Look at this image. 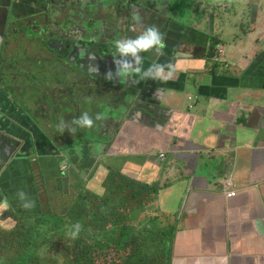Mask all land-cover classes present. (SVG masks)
<instances>
[{"label":"crops","instance_id":"obj_1","mask_svg":"<svg viewBox=\"0 0 264 264\" xmlns=\"http://www.w3.org/2000/svg\"><path fill=\"white\" fill-rule=\"evenodd\" d=\"M57 1L48 0L49 11ZM39 2L32 0L24 18L35 20L30 14ZM79 2L71 0L76 7ZM7 3L0 0L3 37L9 27L2 14ZM103 3V10L111 6L114 13L108 20L116 39L135 38L150 25L158 28L166 44L164 55L142 52L141 67L172 63L173 78L133 84L138 77L120 81L105 76L102 83L95 76L109 69L108 64L86 56L79 62H88L76 75H63V83L49 73H39L47 80L34 83L10 80L4 73L0 125L10 114L17 115L9 134L0 128L11 146L9 157L0 144V180L13 173L14 162L26 165L24 148L34 147L31 152L38 159L45 143L50 151L46 157H64L54 168L61 171L66 162L64 172L83 178L72 159L77 157V141L88 136L92 159L86 161L94 163L93 172L109 173L105 165L115 161L114 171L162 187L154 204L144 209L172 220L170 234L163 237V264H264V0L83 2ZM219 49L223 52L217 61ZM96 67L98 72L92 70ZM25 70L30 79L35 75ZM84 112L95 121L92 128L71 125L77 127L75 134L57 130L61 119L70 124ZM97 114L104 118L96 120ZM230 189H237L235 197L227 196ZM75 196L70 194V199ZM5 197L0 192V214L9 210Z\"/></svg>","mask_w":264,"mask_h":264},{"label":"rangeland","instance_id":"obj_2","mask_svg":"<svg viewBox=\"0 0 264 264\" xmlns=\"http://www.w3.org/2000/svg\"><path fill=\"white\" fill-rule=\"evenodd\" d=\"M26 1H29L31 5L33 4L32 0ZM88 1L84 0L83 2ZM83 2L80 0L79 6L76 7V4H71V0H58L56 9L49 11L48 0H40L36 6L37 8L32 10L30 14L35 16L34 21L30 18H23L26 9L20 13H13L12 17L8 19V23L5 24L9 26L7 37L0 35V81L4 79V73H8L10 80L19 79L21 82H30L29 74L25 69H31L35 72L49 73L51 78L61 79L60 82L63 83L65 78L63 75L66 74L67 78H70L72 74L76 75L77 69L88 62L87 60L79 62V59L86 52L104 53V56H100V59L95 57V60L89 61L108 64L109 69L99 72L95 79L104 83L105 76L107 77L109 71L115 73L112 53L115 51L113 41L116 40V29L110 25L108 20L114 14L112 8L108 6L103 10L104 5H107V3H103L98 7L96 4H83ZM27 13L29 14V12ZM92 37H96V39H92ZM86 58H89V55ZM103 88L107 90L110 87L103 85ZM86 101H88V98ZM112 102L113 100L110 103ZM9 107L15 108L16 105H9ZM16 115L10 114L0 125L3 134H9L11 129L16 126L14 123ZM24 125L28 127L32 124L29 122L24 123ZM31 134L34 136L32 132ZM35 134L43 138L39 131H35ZM87 139L88 136H85L82 141L76 143L77 157L72 159L75 165L76 159H92L90 156L91 150L87 146L88 143H86ZM0 144L4 148L2 150L8 153L10 157V143L1 134ZM29 144L30 141L27 142V145ZM61 144L56 142L57 147ZM43 147V149H39L41 156L38 159L34 158L31 152L35 151V148L29 147L23 152V156L27 160L26 165L20 164L18 167L16 165L21 161L14 162V175L10 172L5 179L6 181L0 180V192L6 194L5 199H8L7 206L9 208V210L0 214V264H70L72 260L63 252L65 249L64 244L44 245L43 240L47 238V227L40 221L43 216L42 213H38V210H43V213L65 214L69 209L68 199H70V194L87 196V190L92 191L101 199H107L104 201L105 209L120 205L122 226L134 227L136 231H140L145 226L150 225L152 227L147 237L144 235L135 237V241L140 243L134 248V251L138 252V255H135L134 258L135 263L140 261L139 259L143 253L144 246L142 242L145 241V247L159 243L160 233L154 226L160 228L164 227L165 224L162 217L156 215V210H151L153 214L145 210L154 204V200L146 202L144 204L145 209L143 208V194L146 191L141 193V199H139L138 191L135 188L131 189L128 185L124 189L117 188L115 182L105 185L104 182L110 173L95 172L91 177L90 172H87V169L90 170V168H82L77 172L84 175L83 178L87 176L90 181L86 183L84 192H81L80 183L84 184V181L80 182L81 177L77 173H62L59 169L54 168L53 166L62 163L64 157H46L50 151L46 148V143ZM29 157L31 158L29 159ZM49 158L54 161V164L48 161ZM62 166L66 169L67 163L64 162ZM94 183H97V185ZM20 190H23L30 199L35 201L33 209L26 210L21 207L20 201L16 197V193ZM35 193L36 199L32 196ZM127 199H136V201L129 202ZM139 204L142 208L133 210ZM27 214L41 216L39 218L23 217ZM147 215L148 217H146ZM152 218H158V222L155 223V220H151ZM167 223H172L168 216ZM103 225L109 226L110 222L98 223L96 233L101 231ZM50 232H52V229H50ZM118 237L116 235V239ZM72 240L70 238L66 242ZM27 241L30 242L28 245ZM36 241L41 242L39 246L35 245ZM22 243L26 245L23 253L24 261L18 259L14 263L17 256L16 251L20 249ZM105 243L107 244L106 241ZM84 248L90 251L92 258L106 264H130L133 261L129 258L130 247L118 249L116 245L110 243L103 247L95 242H89ZM151 254L152 251H148L144 256Z\"/></svg>","mask_w":264,"mask_h":264},{"label":"trees","instance_id":"obj_3","mask_svg":"<svg viewBox=\"0 0 264 264\" xmlns=\"http://www.w3.org/2000/svg\"><path fill=\"white\" fill-rule=\"evenodd\" d=\"M31 70V69H30ZM32 71V70H31ZM34 72V71H33ZM37 72V71H36ZM34 72V76L29 80L30 82L34 83L35 80H41V78H44V81L47 80V77H43L40 75V72ZM40 75V76H38ZM76 166L80 169L82 168H90L91 170L87 169L88 172H90V176L92 177L95 172L94 171V163L87 162L86 159L80 160L76 159L75 161ZM107 166L105 167L110 171L104 182L105 185H108L109 183L115 182L117 188L124 189L126 188V185L131 187V189L135 188L138 191V197L141 199V193L143 191H146L143 194V208L144 204L148 202L149 200H154L156 196L158 195L159 190L162 189L159 183H153L151 185L143 183L139 180H134L126 175H124L121 172L114 171L113 168H115V161L106 163ZM75 173V172H74ZM88 177L81 178L80 182L84 181V184L81 186V192H84L86 182L88 181ZM87 196H75V199H68V210L65 212V214H58V213H43L41 214L43 218L40 220L43 222V225L47 227V238L43 240L45 243V246H51L54 243L57 244H64L65 246V255L69 257L72 262L70 264H106L105 262H101L98 260H95L91 257V253L87 248H84V246L89 242H95L99 246H107V244H113L118 249H126L127 247H130L131 250H129V258L133 260L130 264H163L165 260V247L164 242L166 240L167 235L170 234V231L168 229L169 226H173L167 223V219L163 218L164 227H156L158 229V232L160 233V241L157 244H152L149 247H145L144 243L142 242L144 249L143 253L140 257V261L135 263V255H138L137 251H134V248H136L140 243L135 241V237L137 235H144L145 237L148 236L150 233L152 227L145 226L142 227L140 231H136L134 227L129 226H122L121 225V218H122V211L121 207L115 205L113 207H110L109 209H105V202L107 199H101L98 197V195H95L92 191H86ZM133 194V193H132ZM124 200V199H123ZM129 202L136 201V199H127ZM126 201V200H125ZM127 202V201H126ZM142 208V206L139 204L136 207L133 208L139 209ZM39 215V216H41ZM38 217L37 214H27L23 215V217ZM151 220H155V223L158 222V218H152ZM150 220V221H151ZM52 221V222H51ZM79 222L82 224V230L79 234V237L77 239H73L71 242H66L70 237L67 235V232L69 228ZM102 222H110V225H103L101 228V231L96 233V227L97 224ZM154 223V224H155ZM50 229H52V232H50ZM116 235H118V239H116ZM163 238V239H162ZM170 238V237H169ZM107 242V244L105 243ZM66 242V243H65ZM30 242L27 241V245ZM41 242L36 241L35 245L39 246ZM26 245L20 244V249L16 251L17 256L14 260V263L19 259L24 261V249ZM62 250V249H61ZM148 251H152V254L149 256H144L145 253ZM3 264V263H2ZM117 264V263H116ZM126 264V263H123Z\"/></svg>","mask_w":264,"mask_h":264},{"label":"clouds","instance_id":"obj_4","mask_svg":"<svg viewBox=\"0 0 264 264\" xmlns=\"http://www.w3.org/2000/svg\"><path fill=\"white\" fill-rule=\"evenodd\" d=\"M136 19L139 21L141 17L136 16ZM96 39V37H92ZM115 51L112 53L114 57V63L116 65V71L113 73L109 71L107 73L108 80H114L117 77L121 80L128 79L129 77H138V79L132 80L133 84H138L140 81H145L149 79L159 80L167 82L173 78V75L176 71L175 65L172 63L160 64L154 63L150 65L146 70L142 69L141 65L143 64V57L141 56L142 52H154L157 56L164 55V49L166 44L164 42V37L158 28L154 25H150L144 29L142 33L137 35L135 38L128 39H116L113 41ZM88 52L84 56H87ZM119 55L121 59H115ZM90 60H95L93 55H89ZM167 69V71H166ZM95 72H98V68L92 69ZM104 117L101 114L96 115V120H102ZM95 121L88 114L84 112L79 118H73L70 124H65L64 120L61 119L57 125V130L63 134L67 129L72 134H75L77 127L79 128H92ZM75 125L77 127H72ZM99 147V146H98ZM29 148H24L22 152L26 151ZM62 173L65 171L63 166H61ZM17 199L20 201L21 207L26 210H31L35 207V201L30 199L27 194L20 190L16 193ZM82 224L77 222L72 225L67 235L71 239H77L82 230Z\"/></svg>","mask_w":264,"mask_h":264},{"label":"water","instance_id":"obj_5","mask_svg":"<svg viewBox=\"0 0 264 264\" xmlns=\"http://www.w3.org/2000/svg\"><path fill=\"white\" fill-rule=\"evenodd\" d=\"M29 6H32V5H30L29 1H26V0H8V3L4 6L5 12L2 14L5 16L6 19H9L10 17H12L13 13H20L26 9L27 11L24 13V16H23L24 18L28 16L27 12H28Z\"/></svg>","mask_w":264,"mask_h":264},{"label":"built area","instance_id":"obj_6","mask_svg":"<svg viewBox=\"0 0 264 264\" xmlns=\"http://www.w3.org/2000/svg\"><path fill=\"white\" fill-rule=\"evenodd\" d=\"M222 52H223L222 49H219L217 56L214 57L215 59H217V61H219V57L221 56ZM164 156L165 154L160 155L161 158ZM226 194L229 198L235 197L237 195V189H230L229 191L226 192Z\"/></svg>","mask_w":264,"mask_h":264}]
</instances>
